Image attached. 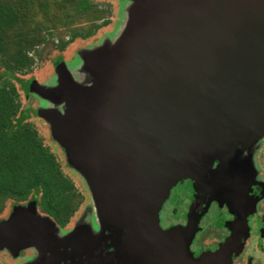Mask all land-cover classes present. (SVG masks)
Returning a JSON list of instances; mask_svg holds the SVG:
<instances>
[{
    "label": "water",
    "instance_id": "1",
    "mask_svg": "<svg viewBox=\"0 0 264 264\" xmlns=\"http://www.w3.org/2000/svg\"><path fill=\"white\" fill-rule=\"evenodd\" d=\"M130 2L116 39L87 47L80 62H60L49 82L30 85L39 99L36 116L85 176L98 227L66 231L30 199L0 218V249L37 251L23 264H57L64 246L75 247L68 252L72 261L73 250L96 249L107 229L124 233L120 245L108 237L111 264H119L115 254L123 248L130 264H170L171 251L173 264L230 261L231 240L195 257L189 243L197 222L163 228L159 209L180 179L207 187L238 151L255 156L259 150L264 0ZM78 64L92 76L87 82L72 76Z\"/></svg>",
    "mask_w": 264,
    "mask_h": 264
},
{
    "label": "trees",
    "instance_id": "2",
    "mask_svg": "<svg viewBox=\"0 0 264 264\" xmlns=\"http://www.w3.org/2000/svg\"><path fill=\"white\" fill-rule=\"evenodd\" d=\"M65 7L73 12L62 14ZM94 7L92 0H0V211L8 199L34 198L43 214L65 226L84 201L36 123L21 115L20 92L10 77L29 72L39 47L63 29L69 38L56 42L60 50L105 26ZM86 15L89 24L73 25Z\"/></svg>",
    "mask_w": 264,
    "mask_h": 264
},
{
    "label": "flooded vegetation",
    "instance_id": "3",
    "mask_svg": "<svg viewBox=\"0 0 264 264\" xmlns=\"http://www.w3.org/2000/svg\"><path fill=\"white\" fill-rule=\"evenodd\" d=\"M263 150L264 146L263 154H255L256 158L254 154L244 157L245 153L237 152L231 163H228L229 169L219 171L217 168L209 176L207 187L199 185L190 177L177 181L159 209L161 227H186L197 222V229L189 243L195 257L216 251L231 240L228 264H264ZM213 165L216 168L219 161L215 160ZM60 228L66 231L72 229L73 218ZM123 234L121 231L117 236L114 229H107L96 249L89 248L87 252L73 250V262L68 252L75 247H61L66 254L58 256L57 264H111L115 258L109 257L110 254L113 256L114 249L109 246L108 237L112 236V243L120 245L123 243ZM86 245L93 246V241L88 239ZM28 253L24 261L34 257L37 251L32 248ZM117 256L119 264H130V258L124 255V248L121 254H115ZM63 257L64 260H60ZM167 259L173 264L172 251L171 255L167 254ZM42 264H46V261L43 260Z\"/></svg>",
    "mask_w": 264,
    "mask_h": 264
},
{
    "label": "rangeland",
    "instance_id": "4",
    "mask_svg": "<svg viewBox=\"0 0 264 264\" xmlns=\"http://www.w3.org/2000/svg\"><path fill=\"white\" fill-rule=\"evenodd\" d=\"M92 3L95 6L94 8L99 11L97 13H100L104 19L107 20L108 23L105 26L98 29L92 36L87 38H77L76 40L70 42L63 50H60L56 46V42L61 38H64L65 40L69 38L67 29H63L62 33L49 38L41 47H39L38 54L35 56V63L29 72L24 74H15L10 77V79L17 86L20 92L23 108V113H21V115L23 114L27 119L36 123L45 142L48 143L55 154H57L63 169L73 178L78 190L84 197V201L80 204L72 217L73 227L76 224L87 223L93 225L95 227L94 230H96L98 224L94 213L93 198L86 179H83L85 176H83L84 174L82 173L80 167L76 166L74 163L72 165L68 159L65 158L66 156H64V152L60 145H58L57 142L53 141L50 137L49 128L46 122L36 116V106L39 104V99L33 95V92H29L30 85L34 80L42 83L49 82L54 75V67L60 62H66L68 66L69 64L73 65L74 61L80 62L81 56L83 57V54L89 50L87 47L96 46L107 37L114 40L119 36V34H121L129 18L127 8L131 3L130 0H92ZM67 11L72 13L73 9L71 7L60 9L61 13ZM69 16H71V14ZM89 18V15L80 16L78 18L79 20L77 22L74 21L73 25H87L91 22ZM102 20L103 18L97 20L96 22H101ZM104 41L106 43L109 42V40ZM79 65L80 64L74 66L73 70H71L72 76L78 83L87 82L86 80L92 76H90L89 72L85 69H81V67L79 68ZM258 143L259 140L255 145ZM261 143L262 144L256 154H263L262 147L264 146V139ZM238 154H243L244 157H247L246 154H248V151L247 149H243L238 151ZM254 157L256 158V155ZM29 200L30 199L25 201L23 200L21 202L12 199L6 200L3 209L0 211V218L3 219L11 216L16 207L19 205H27L26 202ZM38 209V212L41 213V209ZM56 225L59 228L61 227L57 223ZM59 234L62 233L60 232ZM28 251L29 249L23 250L19 255H14L7 249L1 248L0 264H23L24 256L29 255Z\"/></svg>",
    "mask_w": 264,
    "mask_h": 264
}]
</instances>
